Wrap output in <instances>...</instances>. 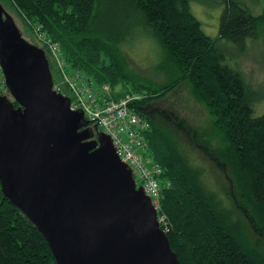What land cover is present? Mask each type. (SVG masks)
Here are the masks:
<instances>
[{"label": "trees", "instance_id": "trees-1", "mask_svg": "<svg viewBox=\"0 0 264 264\" xmlns=\"http://www.w3.org/2000/svg\"><path fill=\"white\" fill-rule=\"evenodd\" d=\"M0 2L31 32V25L41 28L59 48L68 74H80L97 90L109 87V100L139 96L130 107L149 125V156L162 170L159 216L166 218L162 228L168 229L180 264H264V113L255 116L250 86L224 64L217 47L219 40L242 46L257 37L264 14L252 15L238 1L224 0L219 36L212 38L194 16L191 0ZM133 26L160 46L163 60L155 72L165 82L140 76L131 66L126 48L140 34L129 36ZM120 84L126 91L114 93ZM183 85L207 109L209 131L151 107ZM189 144L223 179L219 191L205 183L206 169L184 153ZM0 264H57L46 239L5 197L1 184Z\"/></svg>", "mask_w": 264, "mask_h": 264}, {"label": "water", "instance_id": "water-1", "mask_svg": "<svg viewBox=\"0 0 264 264\" xmlns=\"http://www.w3.org/2000/svg\"><path fill=\"white\" fill-rule=\"evenodd\" d=\"M0 184L57 264H180L110 136L58 93L43 49L0 3Z\"/></svg>", "mask_w": 264, "mask_h": 264}, {"label": "rangeland", "instance_id": "rangeland-1", "mask_svg": "<svg viewBox=\"0 0 264 264\" xmlns=\"http://www.w3.org/2000/svg\"><path fill=\"white\" fill-rule=\"evenodd\" d=\"M236 1L245 6L252 15L258 16L264 14V0ZM0 3L3 5L6 12L12 17L23 38L45 51L49 61L55 90L58 93L69 97L68 91H70V88L63 82L65 81V78L63 75L61 77V71L58 66V60H61V57L63 56H61V54L59 55V52L53 54L48 45H43L44 43L39 40L38 30L40 27L37 24H30L32 27L31 32L26 27L24 20L9 4L5 2ZM191 6L192 12L201 23L204 32L212 38H218L221 16L225 8L224 0H191ZM133 27L129 32V36L136 31L140 34H137L134 40L126 48L130 57L131 66L138 74H140V76L148 77L158 84L165 82L164 75H158L155 72L156 67L163 60L160 46L151 35L142 29L141 26ZM217 47L218 51L224 56V64L239 71L244 76L246 82L250 86L253 98L256 101L254 107L255 116L262 115L264 113V30H259L257 37L246 39L242 46L227 40H219ZM73 76H75V74ZM79 79L82 78L79 76ZM126 89L125 85L121 86L120 84L113 90L114 93H116L125 92ZM0 95H5L8 97L9 101L12 103L14 102V98L6 86L3 71L0 72ZM127 96H132L135 101L139 99L138 95ZM127 96H125V98ZM84 98L86 99L87 96L84 95ZM15 107L18 108L16 105ZM151 107L161 112H169L177 118H183L188 125L194 129L199 128L209 131V128L212 126V119L210 118L207 109L193 98L188 85L180 86L170 93L163 101L158 102ZM99 131L102 132L100 129ZM143 138L145 148L144 150L139 151L138 155L142 157L143 161L148 162L149 165H155L154 161L149 156L148 142L145 135ZM216 139L219 140V138ZM183 147L185 148L184 153L189 156L193 163L196 165H202V167L206 169L205 183L210 189L219 191L221 189L219 182H222L223 179L219 177L220 175L209 160H206L199 150L192 148V145H184ZM138 186H141V184L139 183Z\"/></svg>", "mask_w": 264, "mask_h": 264}, {"label": "built area", "instance_id": "built-area-1", "mask_svg": "<svg viewBox=\"0 0 264 264\" xmlns=\"http://www.w3.org/2000/svg\"><path fill=\"white\" fill-rule=\"evenodd\" d=\"M40 29L38 30L39 40L48 45L53 54L59 52L60 55L59 48L51 41H48ZM61 60H58V66L61 71V77L63 75L65 78L63 82L70 88L72 110H83L86 119L97 125L103 133L111 137L121 160L131 169L137 186L140 183L147 196L151 198L153 206L158 213L159 225L166 234L168 229L162 228V226H168L166 218L165 216H159L163 187L159 177L162 174V170L156 164L149 165L148 162L143 161L142 157L138 155V152L145 148L143 136L149 125L132 112L130 105L135 100H133L132 96H127L120 100H109L108 97L111 92L109 87L97 90L92 83L87 84L82 79H79L80 74H75V76L68 74L66 62L64 60L61 62ZM1 71L2 68L0 66ZM84 95L87 96L86 99Z\"/></svg>", "mask_w": 264, "mask_h": 264}, {"label": "flooded vegetation", "instance_id": "flooded-vegetation-1", "mask_svg": "<svg viewBox=\"0 0 264 264\" xmlns=\"http://www.w3.org/2000/svg\"><path fill=\"white\" fill-rule=\"evenodd\" d=\"M15 103V102H14ZM17 104V103H16ZM17 107H18V104H17Z\"/></svg>", "mask_w": 264, "mask_h": 264}, {"label": "bare ground", "instance_id": "bare-ground-1", "mask_svg": "<svg viewBox=\"0 0 264 264\" xmlns=\"http://www.w3.org/2000/svg\"><path fill=\"white\" fill-rule=\"evenodd\" d=\"M67 66V65H66Z\"/></svg>", "mask_w": 264, "mask_h": 264}]
</instances>
